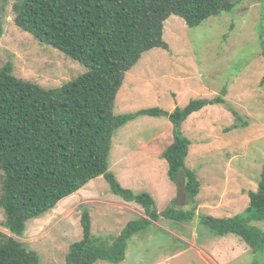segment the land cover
<instances>
[{
    "label": "rangeland",
    "instance_id": "374dc122",
    "mask_svg": "<svg viewBox=\"0 0 264 264\" xmlns=\"http://www.w3.org/2000/svg\"><path fill=\"white\" fill-rule=\"evenodd\" d=\"M16 1L0 0V69L11 63L17 78L48 90L86 73L84 66L16 26ZM235 1L232 12L211 17L197 28L171 16L164 30L169 50L145 53L125 75L115 115L155 107L170 113L191 101L218 96L226 103L208 106L183 124V134L192 143L186 166L201 183L195 221L162 217L152 222L129 240L126 259L119 264H264V250L255 254L240 237L217 236L200 222L201 216L246 214L249 193L258 190L264 168V0ZM173 141V125L165 116L136 118L112 140L109 171L124 188L151 194L160 213L172 204L190 205L183 187L169 177L163 158ZM3 175L0 170V198ZM85 209L98 238L119 236L130 222L147 217L142 206L115 195L101 176L30 221L23 237L15 238L39 254L40 264H67L71 245L83 239ZM5 223L0 206V232L13 236ZM250 226L264 231V220Z\"/></svg>",
    "mask_w": 264,
    "mask_h": 264
},
{
    "label": "trees",
    "instance_id": "16d2710c",
    "mask_svg": "<svg viewBox=\"0 0 264 264\" xmlns=\"http://www.w3.org/2000/svg\"><path fill=\"white\" fill-rule=\"evenodd\" d=\"M261 1V0H258ZM235 0H17L15 24L39 43L52 46L85 67L86 73L60 88L45 89L14 75L7 63L0 69V206L5 227L0 232V264H40L37 252L15 237L27 224L50 211L103 176L112 192L142 206L147 215L130 222L121 235L98 238L92 234L91 214L82 213L83 239L71 245L67 264H119L126 259L129 240L164 218L191 223L196 219L201 183L186 166L191 141L183 124L208 106L224 105L221 97L198 99L165 112L159 107L115 115L116 96L128 73L143 55L155 48L169 50L165 23L171 16L197 28L209 18L236 8ZM4 26L0 22V41ZM264 55V40H263ZM237 123L240 118L237 117ZM169 118L174 141L163 153L169 177L185 191L188 208L169 206L158 211L149 193L124 188L109 171L116 132L136 118ZM244 215L232 218L201 216L200 222L217 236L236 235L253 253L264 250V231L250 226L264 220V168L258 190L249 193Z\"/></svg>",
    "mask_w": 264,
    "mask_h": 264
}]
</instances>
